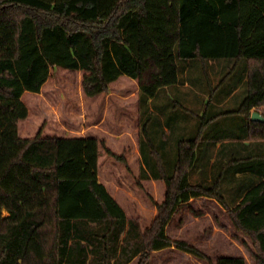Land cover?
<instances>
[{"label":"trees","instance_id":"obj_1","mask_svg":"<svg viewBox=\"0 0 264 264\" xmlns=\"http://www.w3.org/2000/svg\"><path fill=\"white\" fill-rule=\"evenodd\" d=\"M177 58L187 72L194 61L202 67L231 59L226 74L245 59V94L227 112L242 114L248 138L264 142V122L250 118L252 109L264 116V0H0V264H151L165 248L207 264H247L242 255L212 259L168 236L183 205L202 198L225 210L249 239L254 264H264V179L229 206L220 192L222 173L207 181L201 170L204 180L190 178L202 132L222 112L207 119L184 107L199 124L193 137L177 139L170 171L153 143L150 117L140 127L139 150L150 177L164 186L162 200L151 199L156 213L144 227L99 180L100 148L127 162L103 139L46 135L41 127L32 136L19 134L29 117L22 96L41 93L53 70L81 72L87 98L108 94L124 75L136 81L144 102L178 83Z\"/></svg>","mask_w":264,"mask_h":264},{"label":"rangeland","instance_id":"obj_2","mask_svg":"<svg viewBox=\"0 0 264 264\" xmlns=\"http://www.w3.org/2000/svg\"><path fill=\"white\" fill-rule=\"evenodd\" d=\"M184 63L177 58V84L162 87L152 100L144 102L138 100L136 81L124 75L111 85L108 94L87 98L80 88L81 72L53 70L41 93L25 92L22 96L29 107V117L19 123L23 127L19 134L32 136L41 127L46 135H93L103 139L106 147L123 154L127 162L115 160L100 148L99 180L126 215L138 216L144 227L156 213L152 200H162L164 186L150 177L147 156L139 150L140 127L150 117L147 124L153 143L170 171L177 139L193 137L199 124L197 116L184 107L207 119L222 112L202 132L197 166L190 178L192 182L204 180L201 170L206 171L207 181L222 173L220 192L231 206L250 183L264 174V142L248 138L242 114L227 112L238 108L245 94L246 60L241 59L229 74L226 72L231 59H210L202 67L194 61L188 72L183 69ZM224 74L225 80L220 81ZM143 173L149 178H142ZM167 234L188 240L212 259L242 255L247 264H254L249 239L233 228L225 210L212 200L202 198L183 205L169 223ZM151 264L207 263L176 248H165L153 253Z\"/></svg>","mask_w":264,"mask_h":264},{"label":"water","instance_id":"obj_3","mask_svg":"<svg viewBox=\"0 0 264 264\" xmlns=\"http://www.w3.org/2000/svg\"><path fill=\"white\" fill-rule=\"evenodd\" d=\"M251 120L264 122V116H262L258 111L254 110L251 112Z\"/></svg>","mask_w":264,"mask_h":264},{"label":"crops","instance_id":"obj_4","mask_svg":"<svg viewBox=\"0 0 264 264\" xmlns=\"http://www.w3.org/2000/svg\"><path fill=\"white\" fill-rule=\"evenodd\" d=\"M231 93H232V92H229L228 95L231 96ZM253 110H254V109H252V111H253ZM259 178H260V179H264V176H259ZM259 178H258V180H259ZM194 200H198V199H194ZM191 201H192V200H191ZM216 204H217V203H216Z\"/></svg>","mask_w":264,"mask_h":264}]
</instances>
